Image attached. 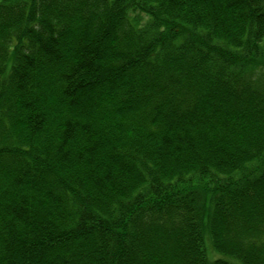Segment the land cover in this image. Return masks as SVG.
<instances>
[{"label": "trees", "instance_id": "1", "mask_svg": "<svg viewBox=\"0 0 264 264\" xmlns=\"http://www.w3.org/2000/svg\"><path fill=\"white\" fill-rule=\"evenodd\" d=\"M263 69L264 0H0V264H264Z\"/></svg>", "mask_w": 264, "mask_h": 264}, {"label": "rangeland", "instance_id": "2", "mask_svg": "<svg viewBox=\"0 0 264 264\" xmlns=\"http://www.w3.org/2000/svg\"><path fill=\"white\" fill-rule=\"evenodd\" d=\"M258 80L260 81V83L264 84V69L260 71L258 75ZM211 249H212V246H211ZM212 257L213 258L216 257L215 253H212Z\"/></svg>", "mask_w": 264, "mask_h": 264}]
</instances>
